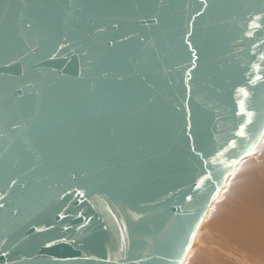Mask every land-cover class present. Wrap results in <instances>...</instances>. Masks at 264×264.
Here are the masks:
<instances>
[{"label":"water","instance_id":"1","mask_svg":"<svg viewBox=\"0 0 264 264\" xmlns=\"http://www.w3.org/2000/svg\"><path fill=\"white\" fill-rule=\"evenodd\" d=\"M263 135L264 0H0V264H184Z\"/></svg>","mask_w":264,"mask_h":264},{"label":"bare ground","instance_id":"2","mask_svg":"<svg viewBox=\"0 0 264 264\" xmlns=\"http://www.w3.org/2000/svg\"><path fill=\"white\" fill-rule=\"evenodd\" d=\"M184 264H264V135L212 203Z\"/></svg>","mask_w":264,"mask_h":264},{"label":"snow or ice","instance_id":"3","mask_svg":"<svg viewBox=\"0 0 264 264\" xmlns=\"http://www.w3.org/2000/svg\"><path fill=\"white\" fill-rule=\"evenodd\" d=\"M205 7H207V5H205ZM197 15H199V13H197ZM257 19H261V17H257ZM189 47H191V45H189ZM193 55H195L196 53L193 52ZM193 67H195V64H193ZM249 115H252L251 113H249ZM15 183V182H13ZM81 195H83V193H81ZM53 243H56V241H53ZM51 245H46V247H50Z\"/></svg>","mask_w":264,"mask_h":264}]
</instances>
